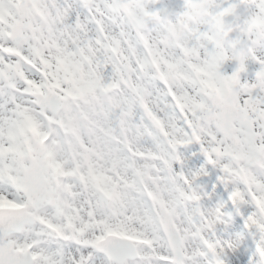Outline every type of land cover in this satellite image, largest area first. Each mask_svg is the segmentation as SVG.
I'll use <instances>...</instances> for the list:
<instances>
[{"label":"snow or ice","instance_id":"obj_1","mask_svg":"<svg viewBox=\"0 0 264 264\" xmlns=\"http://www.w3.org/2000/svg\"><path fill=\"white\" fill-rule=\"evenodd\" d=\"M0 264H264V0H0Z\"/></svg>","mask_w":264,"mask_h":264}]
</instances>
